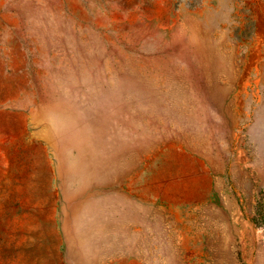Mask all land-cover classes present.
I'll list each match as a JSON object with an SVG mask.
<instances>
[{
	"label": "rangeland",
	"instance_id": "1",
	"mask_svg": "<svg viewBox=\"0 0 264 264\" xmlns=\"http://www.w3.org/2000/svg\"><path fill=\"white\" fill-rule=\"evenodd\" d=\"M7 116L0 264H264V0H0Z\"/></svg>",
	"mask_w": 264,
	"mask_h": 264
},
{
	"label": "crops",
	"instance_id": "2",
	"mask_svg": "<svg viewBox=\"0 0 264 264\" xmlns=\"http://www.w3.org/2000/svg\"><path fill=\"white\" fill-rule=\"evenodd\" d=\"M15 187L16 194L18 193V119L15 117L7 116L0 122V196L3 197V202L7 203V191ZM18 217V216H17ZM114 227H112V232L116 239L114 240L116 245L111 248L112 257L118 258V264H130L128 253H122L119 257L118 255V245H119V228L118 219L114 221ZM112 234V235H113ZM91 243V240H88ZM88 243V242H87ZM114 247H116L114 249ZM124 252H127L124 250ZM86 258L89 260H100L99 252L86 250ZM93 254V255H92ZM102 254V252H101ZM108 254V253H107ZM92 255V256H91ZM97 260V261H98ZM102 260V259H101ZM95 264H99L95 262Z\"/></svg>",
	"mask_w": 264,
	"mask_h": 264
}]
</instances>
